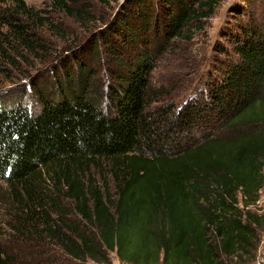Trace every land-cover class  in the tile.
I'll return each instance as SVG.
<instances>
[{"label":"trees","instance_id":"16d2710c","mask_svg":"<svg viewBox=\"0 0 264 264\" xmlns=\"http://www.w3.org/2000/svg\"><path fill=\"white\" fill-rule=\"evenodd\" d=\"M222 1L125 0L88 49L50 61L46 19L27 0H0V75L35 70L12 99L0 96L1 202L18 235L0 231V264H51L38 252L49 246L64 264H112V253L123 264L256 256L264 217L250 207L264 188V32L253 24L228 32L220 52L229 61L206 92L180 108L152 107L159 58L192 39ZM191 129L204 133L200 142L179 137ZM103 162L115 195L85 176Z\"/></svg>","mask_w":264,"mask_h":264},{"label":"rangeland","instance_id":"374dc122","mask_svg":"<svg viewBox=\"0 0 264 264\" xmlns=\"http://www.w3.org/2000/svg\"><path fill=\"white\" fill-rule=\"evenodd\" d=\"M69 7L80 14L78 17H71L61 7L57 6L53 0H27L29 6L35 8L41 17L46 19L42 37L47 48L48 60H56L63 55L69 54L72 48L88 49L93 41L101 33H106L111 27V21L115 18L121 5L125 0H107L101 3L98 0H67ZM244 7L252 14L239 20L236 18V10ZM81 15V16H80ZM252 20V21H251ZM239 23V24H236ZM249 24L257 26L264 32V0H251L250 4L244 0H223L216 11L215 16L202 23V27L191 28L192 39L183 38L176 41L169 51L159 58L151 75V86L159 93V98L152 107H178L184 106L191 99L197 98L206 92L207 84L219 78V68L226 65V56L221 54V48H228L229 42L225 35L238 33V27H246ZM79 51V50H78ZM12 56L14 53L10 52ZM221 60L223 61L221 64ZM107 62V61H104ZM103 61L96 67L102 71L105 66ZM113 65V62H111ZM24 75L12 71L11 77L0 75V96L12 97L19 93L24 85H27L28 73H34L29 68L23 66ZM204 133L197 129H191V133H185L179 137L196 141L203 138ZM111 164L103 162L101 166H92L86 173L87 177H92L101 185L108 183L110 192L115 195L114 180L110 171ZM102 176L105 179H102ZM52 186V185H50ZM8 195V187L0 182V231L5 233L6 238L18 239V235L4 223H12V215L8 211L10 206L1 202ZM65 208H73V203L64 201ZM253 212L264 217V188L260 193V201L255 207H250ZM15 224V223H14ZM260 242L256 256L252 259L238 258L225 259L224 264H264V227L259 230ZM9 244V242H8ZM10 247V246H8ZM54 247L39 249L40 254H44L51 264H64L61 253L53 254ZM112 264H123L119 261L115 253L111 254ZM48 264V263H47ZM94 264V263H90Z\"/></svg>","mask_w":264,"mask_h":264}]
</instances>
